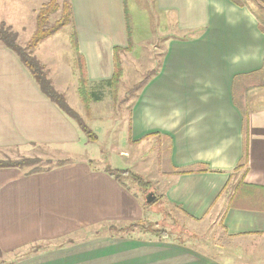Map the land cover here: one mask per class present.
<instances>
[{
  "label": "crops",
  "instance_id": "1",
  "mask_svg": "<svg viewBox=\"0 0 264 264\" xmlns=\"http://www.w3.org/2000/svg\"><path fill=\"white\" fill-rule=\"evenodd\" d=\"M5 1L0 21L11 29L35 20L39 8L32 0ZM150 1L172 34L157 71L128 104L125 137L144 144L142 150L151 141L163 144V196L183 217L218 225L231 243L260 242L264 252V29L258 14L248 0ZM69 2L89 88L102 97L111 87L114 47L122 49V64L135 43L130 20L128 36V0ZM57 35L49 37L54 51L34 57L54 88L78 102L71 39ZM56 46L68 58H57ZM81 135L16 53L0 45V150L43 146L69 154ZM67 160L32 173L0 168V253L44 245L7 264H230L165 236L95 231L142 220V201L106 169Z\"/></svg>",
  "mask_w": 264,
  "mask_h": 264
},
{
  "label": "rangeland",
  "instance_id": "2",
  "mask_svg": "<svg viewBox=\"0 0 264 264\" xmlns=\"http://www.w3.org/2000/svg\"><path fill=\"white\" fill-rule=\"evenodd\" d=\"M8 1L11 0H6V5ZM47 1L32 0L35 5L34 8L36 5L39 8ZM248 1L258 14L260 25L264 29V0ZM141 5L145 6L141 9L142 11L137 10ZM128 6L130 8L128 17L133 23L135 43L132 52L127 54V59H122L120 65L122 75L118 84L115 87L111 85L110 89L105 86L99 101L89 99L86 104L81 101L80 95L78 102H76L72 97L66 98L63 93L57 90L63 94L70 107L91 128L96 135V140L89 142L82 133L78 144L73 145L69 154L43 146L25 147V149H1L0 159L34 160V165L21 168L27 172L34 167L45 168L54 165L56 161L65 160L68 157L86 160L92 166L103 169L129 170L130 173L128 174H136L139 180L134 181L128 175H120V179L125 182L128 189L133 190L140 197L144 209L143 219L124 224L107 223L97 227L95 231L122 236H132L133 234L161 236L162 233L171 240L181 241L201 250H206L208 253L216 254L219 259L230 264H264L263 260L260 261L261 257L264 256V252L261 251L262 243H231L226 236L222 235L218 225L189 221L173 205L167 203L163 196L164 175L168 168L165 162V154L163 155V144L148 141L150 144L144 146V154L140 155L143 151L140 147L144 144L141 146L131 145L125 137H128L125 128L128 104L136 94V84L145 75L157 70L164 49V41L168 34H172V27L166 26V20L160 21L159 15L155 14L156 11L150 0H134V4L132 0H128ZM57 17L58 14L52 15L50 21ZM24 22V29H12L17 33L18 42L21 45L29 39L35 25V20H31V17ZM72 31V27L66 25L58 31L57 36L62 41L68 40ZM52 43L54 40L50 38L39 43L36 51H32L33 56L43 57L46 55L45 53L54 51L55 46L51 47ZM60 50L67 52V50L58 49L56 46L57 58H68V54L61 53ZM57 58L55 55V59ZM121 149H125L126 154H120L119 150ZM136 157L137 159H135ZM147 195H154L156 197L154 202L147 204L145 201ZM42 247H44L43 244L28 246L9 256L0 253V264H7L23 254L34 252Z\"/></svg>",
  "mask_w": 264,
  "mask_h": 264
},
{
  "label": "trees",
  "instance_id": "3",
  "mask_svg": "<svg viewBox=\"0 0 264 264\" xmlns=\"http://www.w3.org/2000/svg\"><path fill=\"white\" fill-rule=\"evenodd\" d=\"M55 14H58V17L53 21H50V17ZM126 19L128 20L127 29L129 36L131 27L129 25L128 17ZM72 24V8L69 0H48L39 7L35 16V25L33 32L30 35L29 39L22 45L18 42L17 33L14 32L9 26L5 25L2 21H0V45L7 47L16 53V55L26 67L28 72L31 74L35 82L39 85L40 90L76 124L80 132L83 133L86 136L87 141L90 142L96 140V135L92 132L91 128L86 124V122L70 107V105L66 102L63 94L59 93L54 88L50 78L48 77V72L45 66L32 54L33 49L39 43L56 34L62 27L66 25L72 26ZM70 38L73 50L76 55L73 65L78 72V92L80 95V99L85 104L89 99L93 101H99V99L101 98V96L98 95L99 93L90 90L89 88L85 65L81 58V55L78 53L76 48V36L74 31H72ZM129 46L130 44L127 46V48H129ZM121 51L122 49L120 47H114V72L110 80V84L112 85V87H115L118 84L122 75V69L120 66L121 64L119 61V54ZM156 71L150 72V74L145 75L142 80L137 82L136 88L139 89ZM66 161L68 160H58L54 165H49L45 168L34 167L29 171V173L47 169L52 166L61 165ZM34 164L35 161L31 159H0V168L16 167L21 169L24 166ZM106 170L119 181L121 180L120 175H128L134 181L139 180V177L136 174H128L130 173L129 170ZM161 236L164 235H162L161 233Z\"/></svg>",
  "mask_w": 264,
  "mask_h": 264
},
{
  "label": "water",
  "instance_id": "4",
  "mask_svg": "<svg viewBox=\"0 0 264 264\" xmlns=\"http://www.w3.org/2000/svg\"><path fill=\"white\" fill-rule=\"evenodd\" d=\"M155 199H156V197L154 195H151V196L147 195V196H145V201H146L147 204H150V203L154 202Z\"/></svg>",
  "mask_w": 264,
  "mask_h": 264
}]
</instances>
